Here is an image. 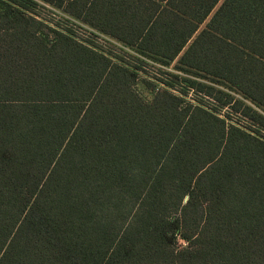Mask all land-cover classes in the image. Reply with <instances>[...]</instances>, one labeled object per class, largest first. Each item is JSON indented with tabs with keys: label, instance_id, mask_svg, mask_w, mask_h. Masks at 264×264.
<instances>
[{
	"label": "trees",
	"instance_id": "obj_1",
	"mask_svg": "<svg viewBox=\"0 0 264 264\" xmlns=\"http://www.w3.org/2000/svg\"><path fill=\"white\" fill-rule=\"evenodd\" d=\"M0 264H264V0H0Z\"/></svg>",
	"mask_w": 264,
	"mask_h": 264
},
{
	"label": "rangeland",
	"instance_id": "obj_2",
	"mask_svg": "<svg viewBox=\"0 0 264 264\" xmlns=\"http://www.w3.org/2000/svg\"><path fill=\"white\" fill-rule=\"evenodd\" d=\"M41 12L46 17H48V19H51V21H54L55 23L59 22L60 24H65V22L59 17L60 16V12L58 10L53 9L51 7H45L44 9H41ZM74 29H75V31L77 32L78 35H81V36L89 35V32H85L83 27L82 28H78L75 25ZM100 42H103V40H101Z\"/></svg>",
	"mask_w": 264,
	"mask_h": 264
}]
</instances>
